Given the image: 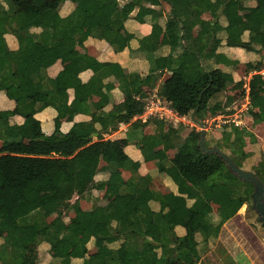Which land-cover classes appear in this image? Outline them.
<instances>
[{
  "label": "trees",
  "instance_id": "1",
  "mask_svg": "<svg viewBox=\"0 0 264 264\" xmlns=\"http://www.w3.org/2000/svg\"><path fill=\"white\" fill-rule=\"evenodd\" d=\"M67 1L0 0V93L15 102L14 108L0 110V239H4L1 254H11L15 258L11 264H36L35 251L40 241L49 243L51 249L69 241L72 249L60 258L62 264H73V258L83 259L82 264H125L121 260V246L110 247L120 242L128 251L139 255L138 264L201 263L200 244L218 238L224 224L236 217L244 204H252L253 184L232 174L217 154L201 150L198 125L181 126L180 134L184 129L188 131L183 145L175 157L162 161L165 167L162 173L176 186L167 193L158 188L153 176L140 173L141 161L133 160L117 142L105 139L104 133L144 113L145 101L136 97L144 94V85L155 87L165 70L170 76L160 84L162 94L179 116H190L198 106L195 117L201 122L209 110L228 112L232 106L226 93L228 73L210 63L216 62L218 50L224 45V33L228 39L239 38L236 42L227 41L226 45L255 51L264 63L261 57L264 0H88L84 8H75L62 16L60 10ZM122 1L126 2L122 4ZM145 3L163 4L150 16V34L138 39V49L148 56L150 71L145 76L132 72L122 82L125 99L121 108L92 113L90 95L103 85L108 90L112 88L111 84H104L108 75L126 74L119 63L106 65L81 53L76 45L93 37L106 40L115 51H123L130 46V40L113 24L117 20L118 24H124L131 18L135 24L144 23ZM230 6L234 9L230 10ZM247 6L255 8L249 20L231 23L238 20L242 7ZM213 7L215 19L209 31L195 36V27ZM135 9L137 14L132 17ZM245 34L247 38L243 37ZM9 37L15 39L14 44ZM60 44L67 46L75 64L50 77L47 70L58 60L55 47ZM163 47H169L170 53L157 55ZM246 67L247 73L256 69L252 61ZM88 69L93 71V76L84 82L80 75ZM243 84V81L238 83L240 87ZM248 85L252 115L255 121L264 122V75L259 71L254 73ZM69 89L74 91L71 102ZM257 105L259 113L254 112ZM48 107L58 112L55 129L50 134L44 131L37 117ZM68 108L91 114V120L75 122L68 131H63L62 118ZM15 115L23 116L24 123H13ZM144 125L141 120L133 122L135 130ZM166 125L165 121H157L153 134L139 136L137 145L144 161L155 159L156 148L169 139ZM231 125L221 129L222 141L225 148L235 152L238 147L231 145L228 138L237 128ZM26 140L45 148H37ZM103 150L112 158L106 167L105 184L112 186L118 195L111 208L94 202L92 210L78 221L83 228L79 234L69 229L66 217L73 208L74 198L79 200L97 188L95 177ZM230 156L243 167L237 156L233 153ZM120 169L129 171L130 176L125 178ZM254 172L264 181V175ZM49 191L55 193L61 213L55 223L46 221L42 194ZM213 200L220 207V216L215 219ZM156 204L159 210L153 209ZM186 213L190 218L185 234L179 236L175 228ZM259 223L264 226L263 222ZM31 225L37 230L35 242L22 247L18 229ZM92 239L100 240L102 245L96 253L89 254ZM172 247L182 250L172 251Z\"/></svg>",
  "mask_w": 264,
  "mask_h": 264
},
{
  "label": "crops",
  "instance_id": "2",
  "mask_svg": "<svg viewBox=\"0 0 264 264\" xmlns=\"http://www.w3.org/2000/svg\"><path fill=\"white\" fill-rule=\"evenodd\" d=\"M126 1H122V4ZM88 4V0H68L65 2L60 10V13L62 16L69 15L75 8L81 9L84 8ZM160 6H154L150 4H143L142 8L144 11V15L146 16V21L141 24H135L134 18H131L130 21H127L124 24H118V20L113 24L114 26H119L120 31L122 32L123 36L127 41L130 40V46L124 49L123 51H115V49L106 41V40H100L97 38L89 37L86 41H78L76 48L83 54H87L90 56H93L97 58L100 62H103L106 65H111L113 63H119L125 72V76H114V75H108L104 79V84H111V89L108 90L106 88L107 85H103L102 88L96 89L89 97V109L90 112H97L99 110H105L109 111L113 108H121L123 101L125 99V94L123 92L122 88V82L126 80L130 73L132 72H139L142 76H145L150 71V61L148 59V56L146 53L140 51L138 49L139 47V37H144L150 34L152 26L150 24L151 17L154 14V10L156 8H161ZM165 7V5H164ZM240 16L242 15V20L237 21L236 23H241L248 21L251 17L252 13L254 12L255 8L254 6H247L242 7ZM247 8L251 9L250 16H247ZM138 9H135L132 13V17L137 14ZM215 17V9L210 8L208 12H206L202 18L199 25H197L194 29L195 36H200L209 31V28L211 24L214 21ZM238 19V18H237ZM149 21V23H148ZM235 24V20L231 21V23ZM226 25V22H225ZM36 31L40 32L41 30L39 28H36ZM134 36H136L134 38ZM248 35H243V37L247 38ZM224 39V45L220 47L218 50V56L216 59V62L210 65L213 67H219L223 69L225 72L228 73V76L226 77V93L230 97V102L232 103V106L229 107L230 111L236 113L237 111L244 110L241 116V125L235 126L237 130L240 131V128H243L248 132L251 128H257L262 129L264 126V122H258L255 121L254 116L252 115L253 106L251 105L250 97H249V80L250 77L256 73L261 72L264 75V63H261L262 60H259L257 53L255 51H247L246 49L242 48L241 46H229L226 45L227 41H237L236 38L228 39L226 38V34H223ZM11 43H15V39L12 37H9ZM234 39V40H233ZM239 39V38H238ZM132 40V41H131ZM56 55L58 56V60L54 65H52L48 70L47 74L50 77H56L63 69L69 68L75 64L74 59L70 55L67 46L65 44H60L55 47ZM170 53L169 47H163L159 51L156 52L157 55H168ZM262 58H264V52L261 54ZM252 61V63L255 64L256 69L250 70L248 73L244 72L241 75L238 73L233 74L235 72L236 66L238 65H247L248 62ZM245 62V63H244ZM203 66L205 65L204 61H202ZM247 69V67H246ZM81 78L84 82H87L91 79L93 76V71L91 69L85 70L81 73ZM170 76V72L165 70L162 72V76L157 81L155 87H151L148 85L143 86V95H138L136 98L138 100L145 101V107L148 102V98L150 95H157L163 98L162 89L160 87V84H162L163 80L167 79ZM243 81V86H239L238 83ZM70 99L69 102H71L74 99V91L73 89L68 90ZM165 101V100H164ZM15 107V102L11 99H9L7 96H5L4 93H0V110H6V109H12ZM260 107L254 106V112L259 113ZM58 112L53 107H48L47 109L43 110L42 112L37 114V117L41 120L43 129L46 133L50 134L55 129V118L57 116ZM221 115L222 113H216L212 110H209L206 114L203 122L209 117H214L217 115ZM186 117L190 116H179L175 115L174 120H162L159 119L157 116L149 115L148 112H145L143 114L137 115L132 119L129 123H120L117 129L111 130V128L108 129L107 133H104L105 139H110L112 141H115L118 143V145L135 161H141L142 165L140 167V173L141 174H150L153 176L155 183L162 187L159 188L163 193H167L171 190H173L176 186L172 182V180L163 174L162 172L165 170L164 164L162 161L166 158L170 159L175 157V155L179 152L181 146L184 143L185 135L187 134L184 129V131L180 134L179 130L181 128V124L179 122H182L184 126L192 128L193 126H196L197 124L193 121L190 123L186 122ZM191 119V118H190ZM91 120V114L89 113H76L74 109L68 108L64 117L62 118V130L68 131L75 122H85ZM141 120L145 125L140 126L139 129L135 130L133 128V122ZM24 117L21 115H15L12 117V122L16 124H23L24 123ZM156 121H165L166 122V131L169 135V139L166 140L163 144L158 146L156 148V158L150 161H144L143 154L141 150L138 148L137 142L139 136L146 134H153L156 131ZM202 122V123H203ZM232 126L231 124H222L220 126L212 125L211 127L206 128V134L212 133V132H218L223 127ZM174 126H176L174 128ZM152 127H155V130H152V132H146L147 129H151ZM172 127V130L170 128ZM183 127V126H182ZM199 128V127H197ZM230 128V127H228ZM212 129L214 131H212ZM232 132V136H229L228 140L235 137L236 135H240L238 131ZM223 134V131H220ZM238 133V134H237ZM250 133V132H249ZM207 136V135H206ZM223 137V136H222ZM28 143L35 146V143L31 140H26ZM120 141L122 142L120 144ZM0 145H2V142L0 141ZM37 148H45L43 145H36ZM40 148V149H41ZM112 158L111 155L106 151L103 150L101 155V161L99 164V171L95 177V184L97 188H93L86 192L83 196H81L77 201L74 203L75 198L73 200V208L69 211L68 217H66V221L68 222V227L70 230L75 231L76 233L81 234L83 232V228L80 226L78 221L85 215L87 212L91 211L93 208L94 202H98L102 205L106 204L108 205V208H111L113 205V200L118 195V193L112 188V186L106 185L105 181L108 179V174L106 167L111 162ZM123 176L125 178H128L130 176V172L125 169H120ZM98 184V185H97ZM105 189L107 196L103 195V190ZM91 193L90 197L88 196V193ZM42 198L45 200L44 208L46 210L47 219L48 222L55 223L59 220L61 217V213L57 209V202L55 201V193L52 191L45 192L42 194ZM88 198L91 199L90 205H85L83 202ZM218 203L217 200H213L211 204ZM82 205L83 207H80ZM219 205V204H218ZM154 210H159V205L156 204L153 206ZM51 217H55L54 220H49ZM190 214L186 213L181 220V224L178 225L175 228L176 233L179 236H183L185 234V227L189 221ZM18 232L20 234L19 244L20 246L28 247L32 245L35 242L37 230L36 228L31 226H20L18 229ZM92 241H100V240H94ZM91 241V242H92ZM90 242V243H91ZM101 242V241H100ZM4 243V239H0V245ZM89 243V244H90ZM102 243V242H101ZM120 242H115L113 244H110L111 248H119L121 246L122 250V256L121 260L125 264H138L139 262V255L136 252H130L128 251L124 246L120 245ZM102 245V244H101ZM89 247V245H88ZM101 247V246H100ZM2 246L0 247L1 250ZM176 247H172V251H174ZM72 249V244L69 241H63L60 243L57 247L51 249L49 243L45 241H40L38 244V249L35 251L36 256V264H62L60 261V258H63L70 250ZM47 250H49V253H47ZM99 249L96 250V252ZM2 251H0V264H11L10 262L14 261V257H12L11 254L4 255L1 254ZM94 252V253H96ZM89 254L90 248H89ZM73 264H82L83 259L81 258H73L72 260Z\"/></svg>",
  "mask_w": 264,
  "mask_h": 264
},
{
  "label": "rangeland",
  "instance_id": "3",
  "mask_svg": "<svg viewBox=\"0 0 264 264\" xmlns=\"http://www.w3.org/2000/svg\"><path fill=\"white\" fill-rule=\"evenodd\" d=\"M229 8L230 10L234 9L233 6ZM250 12L251 9L247 8V16H250ZM242 17L244 16L242 15L239 17L237 21L242 20ZM236 69L237 70L233 72V74L238 73L242 76V74L246 72L245 64L236 66ZM186 119L188 123L192 121L189 117H186ZM179 124L184 126L182 122H179ZM175 127L176 126H174V128ZM199 128L201 129L200 126ZM152 130H155V127L147 129L146 132H152ZM170 130H172V127ZM246 130L240 128V131L238 130L240 135L237 133L238 135L235 134V137L230 139L232 141L228 140L231 145H237L238 148L235 152L230 148H225L222 141L223 134L220 132L221 130L216 133L212 129L214 132L211 134L207 133L206 144L208 146L217 145L223 151L225 149L226 153H233L242 161L245 169L255 170L264 175V126L262 129L251 128L248 132H246ZM187 132L188 131H186V133ZM253 136L255 138H253ZM121 143L120 141V144ZM38 144L39 143H35V146ZM158 188L162 187L158 186ZM102 193L104 196L108 194L105 189ZM88 194L90 197L91 193L89 192ZM88 199L89 200L86 199L83 204L90 205L91 199ZM76 201L80 203L76 199L74 203ZM218 204L219 202L213 204L212 216L214 219L220 216V207ZM80 207L83 206L80 205ZM47 215L46 221H48ZM54 218L55 217H51L49 220L52 221ZM199 240H202L201 236H199ZM101 244L100 241H92L89 244L90 253L96 252ZM200 249L201 263L199 264H264V226L259 223L258 215L253 209L252 204H244L238 212V215L224 224L220 236L218 238H211L208 243L200 244ZM181 250L182 248L179 247L174 249V251L178 252ZM0 251H4V246ZM47 253H49V250H47Z\"/></svg>",
  "mask_w": 264,
  "mask_h": 264
},
{
  "label": "water",
  "instance_id": "4",
  "mask_svg": "<svg viewBox=\"0 0 264 264\" xmlns=\"http://www.w3.org/2000/svg\"><path fill=\"white\" fill-rule=\"evenodd\" d=\"M199 106L196 107L190 115V118L198 126L201 127V135L199 139V146L204 153L217 154L225 162L226 167L229 171L234 174L237 178L244 182L252 183L254 190L251 194L252 207L258 215L259 222L264 223V181L252 170L241 167L230 154L223 151L217 145L207 146L206 145V129L201 121L196 119V113ZM93 137V136H92Z\"/></svg>",
  "mask_w": 264,
  "mask_h": 264
},
{
  "label": "built area",
  "instance_id": "5",
  "mask_svg": "<svg viewBox=\"0 0 264 264\" xmlns=\"http://www.w3.org/2000/svg\"><path fill=\"white\" fill-rule=\"evenodd\" d=\"M243 111L244 110H240L236 113L224 112L221 115L219 114L214 117H209V119L203 122L204 127L206 129L212 125L220 126L222 124H234L235 126H240ZM145 112H148L149 115L157 116L162 120H174L175 115H178L162 97L154 94L149 96Z\"/></svg>",
  "mask_w": 264,
  "mask_h": 264
}]
</instances>
